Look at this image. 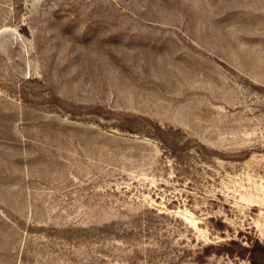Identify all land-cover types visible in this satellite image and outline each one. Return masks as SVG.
Returning <instances> with one entry per match:
<instances>
[{
	"label": "rangeland",
	"instance_id": "rangeland-1",
	"mask_svg": "<svg viewBox=\"0 0 264 264\" xmlns=\"http://www.w3.org/2000/svg\"><path fill=\"white\" fill-rule=\"evenodd\" d=\"M0 264H264V0H0Z\"/></svg>",
	"mask_w": 264,
	"mask_h": 264
}]
</instances>
